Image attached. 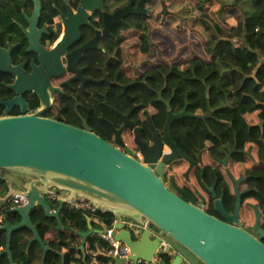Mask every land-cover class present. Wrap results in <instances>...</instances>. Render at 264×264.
I'll return each mask as SVG.
<instances>
[{
  "label": "water",
  "instance_id": "obj_1",
  "mask_svg": "<svg viewBox=\"0 0 264 264\" xmlns=\"http://www.w3.org/2000/svg\"><path fill=\"white\" fill-rule=\"evenodd\" d=\"M104 0H79L75 13L67 7L66 15L60 11L63 35L56 48L62 50L76 36L78 28L83 26L89 13L101 11ZM149 0H138L133 12L130 5L116 10L113 14L102 13L104 31L110 23L121 24V17L133 14H144V3ZM64 3L65 0H62ZM32 8L29 14L21 12L24 26L18 22V27L27 42L25 54H35L39 66L34 67L27 74L22 71V64L12 65L10 51L13 46L7 45L0 49V72L13 77L9 85L16 97L8 102H1L4 111L0 116V170L12 171L17 176L16 182H10L3 196L0 197V211L6 207L9 198L14 194L21 196L25 203L20 207L9 208L19 216L17 224L7 221L0 226V232H5V246L0 251V257L6 255L9 264H13L10 255V240L13 232L27 228L32 237L30 244L36 242L42 249L41 261L50 247L43 243L37 233V225L30 220L29 213L39 208L46 218L56 222L54 230H66L75 234L79 239L78 250L85 261V241L102 231L91 226V219L85 217L86 231L80 232L65 227L60 221V212L66 201L76 199L85 200L95 206L101 213L109 212L114 218H128L137 223H147L139 239L132 238L131 233L118 222L113 226L112 237L123 242L129 248L128 259L135 262L143 260L151 262L159 243H165L164 255L168 261L160 264H264V244L241 228L237 218L240 198L243 192L238 191L234 182L235 208L233 215L224 222L206 213L195 200L171 181L173 191L169 190L162 176L166 165L173 159L182 158L189 163L187 173L196 163L186 153L176 146L172 140L171 127L174 122L182 118L203 119L186 112V106L179 114H172L169 101L165 102L167 117L162 128V143L168 148L167 154L160 153V145L154 148L156 152L152 162H158L157 167H149L146 163L134 159L128 152L114 147L87 126L85 121L80 128L70 126L53 119L40 117V113L50 104L53 92L57 88L51 87L50 76L57 73H46L40 76L43 67L52 62L53 51H45L38 39L45 32L43 25L38 29V18L41 11V1L31 0ZM162 12H166L164 0H160ZM108 33V32H107ZM127 86L122 93L128 105V116L132 106V98L126 93ZM25 92L36 94L42 109L35 114H26L21 95ZM157 97L162 100L160 93ZM19 106L18 115H10L9 110ZM116 136L118 131H114ZM134 143L138 145L139 130L134 129ZM157 140V138H156ZM158 141V140H157ZM160 143V142H159ZM117 144H119L117 142ZM120 145V144H119ZM140 146V145H138ZM222 162L226 166L229 157ZM17 185V189L12 188ZM204 188L215 197L214 187ZM62 193L64 198L57 199V208L52 209L47 198ZM181 194L185 199L179 197ZM222 198L214 200L216 212H222ZM202 203L204 199L202 198ZM255 210V228L260 212ZM171 252V254L169 253ZM116 264L122 261L115 259Z\"/></svg>",
  "mask_w": 264,
  "mask_h": 264
},
{
  "label": "trees",
  "instance_id": "obj_2",
  "mask_svg": "<svg viewBox=\"0 0 264 264\" xmlns=\"http://www.w3.org/2000/svg\"><path fill=\"white\" fill-rule=\"evenodd\" d=\"M40 1L48 16L55 14L52 5L57 0ZM164 3L165 13L160 1L152 0L143 23L124 34L132 41L128 57L140 73L144 72L141 82L128 93L146 107L156 128H161L165 120V107L155 102L156 91H161L163 100H171L172 111L181 112L186 106L188 114L203 117L182 118L173 123V141L189 157L199 153L200 163L185 178L189 164L178 158L168 176L190 192L197 189L203 193L204 186L215 183L216 194L222 192L224 203L232 206L234 191L226 170L234 177L239 173L251 174L249 181L253 186L264 185V0H164ZM27 5L31 7V0H0L3 10L0 21L6 32L16 30L13 21L17 19V11ZM228 18L235 25L229 24ZM184 54L186 59L181 56ZM174 57L176 61L169 62ZM113 77L118 82L124 81L121 72ZM4 78L8 80L10 76ZM110 96L118 102L111 105L123 112L126 107L119 88L112 90ZM102 111V116L108 113L104 107ZM64 124L80 127V123L69 120ZM104 124L99 120L101 129ZM140 126L147 133L146 117L143 116ZM232 151L224 166L222 162ZM8 209H2L4 220L17 224L19 216ZM245 210L247 207L241 200V211ZM86 215L94 229H99L98 221L109 225L114 218L109 212L96 210L90 215L64 206L60 221L65 227L85 232ZM29 217L37 225L40 240L50 247L44 264H88L87 252L104 245L96 235L90 236L84 244L83 262L75 234L66 230L57 233L55 220L46 218L39 208L33 209ZM3 235L0 232V251L5 246ZM31 237L27 228L12 233L13 264L40 263L42 249L38 243L33 242L26 250ZM0 264H9L6 255L0 257Z\"/></svg>",
  "mask_w": 264,
  "mask_h": 264
},
{
  "label": "flooded vegetation",
  "instance_id": "obj_3",
  "mask_svg": "<svg viewBox=\"0 0 264 264\" xmlns=\"http://www.w3.org/2000/svg\"><path fill=\"white\" fill-rule=\"evenodd\" d=\"M57 2L56 5H52L55 13L52 16H48L49 13L42 10L41 6L37 27L40 29L43 25L45 26V32L40 34L38 42L43 50L53 51L52 56L54 58L52 62L47 65V69L45 66L43 67L40 76L47 72L50 74L57 73L56 75L50 76L49 83L51 87L57 88L60 92H53L49 106L44 109L39 116L53 119L61 123L68 120L77 122L80 123V127L82 122L85 121L91 131L106 143L117 147L123 152H128L134 159L140 162L144 161L149 167H157L158 162H152V158L156 152L154 148L160 145V153H168V148L162 143V128L164 123L161 128L153 126L146 107L141 103L135 102L133 95L128 93L131 87L137 86V84L141 82V76L144 72L140 73L139 68L128 57V51L132 46V41L127 39L124 35L127 31L131 30L133 26L143 23V18L148 11L147 7L152 0L144 3L143 8H141L146 10L144 14L125 15L121 17L123 23H110L105 31L102 16L103 12L113 14L116 10L128 5H130V11L128 12H133L137 6L138 0H104L102 10L89 13L86 19L87 23L78 28V36L74 37L62 50L56 48L63 35L62 22L58 11L66 15L67 7H69L72 13H75L79 0H65L64 3L62 0H57ZM23 11L25 14L30 12V10L17 11L19 13L16 14L17 19L14 21L24 26L23 15L21 13ZM2 16L3 10L0 7V18ZM43 19H45L44 22L42 21ZM5 30L6 28L3 22L0 21V49H5L7 45L13 46L10 51L12 65L22 64V71L29 74L32 71V62L35 68L40 64L37 55L25 54L24 51L27 47V42L17 26L14 31L6 32ZM118 72L124 74L123 82L114 80L113 76ZM4 76L10 75H5L0 72V103L11 101L16 97L15 93L9 89L13 77L10 76V78L6 80ZM125 86H127V95L132 98L133 106L128 116H126L128 113V105L122 93L123 87ZM117 87L119 88L122 101L126 107L123 112L118 111L111 105L118 104V102L112 100L110 96L111 91ZM157 92H159L161 96V91H156V97ZM20 97L26 114H35L42 109L40 99L36 94L25 92ZM167 101H169L170 105L171 100ZM167 101L163 99L160 100L158 97L155 99V102H159L165 107V120L167 117V108L164 103ZM102 107L106 108L108 111V113H104L103 116ZM3 111L4 106L0 104V116ZM19 111L20 107L14 106L9 110V114L18 115ZM171 112L174 115L180 113L172 110ZM143 116L146 117L147 124L149 125L147 133L143 132L142 130L144 129L140 126ZM99 120L105 123L103 129L98 125ZM136 128L139 130L140 136H138V145L140 146L134 143V129ZM114 131H118L117 136ZM117 142L120 145L117 144ZM190 158L196 162L194 165H196L197 162L200 163L199 153L190 156ZM177 159L171 160L166 165L165 172L162 176L165 186L171 191H173L171 181L174 179L168 176V172L172 163ZM188 173L187 171L185 172V178L188 177ZM226 173L232 182L233 191L234 182H236L238 191L243 192L237 214L241 228L264 244V185L261 186L260 184V188L253 186V182L251 183L249 181L251 174L239 173L234 177L228 173L227 170ZM215 185L214 183L212 186L208 187H214L215 197L206 189L202 193L197 189H192L190 192L178 187L190 195L195 200L196 205L200 206L206 213L214 216L218 220L226 222L234 212L235 191L233 205L231 206L224 203L222 198V212H216L213 203L214 200L220 198L222 192L220 195H217ZM179 197L185 199L181 194H179ZM202 198L204 199V203H202ZM241 200H243L247 207L245 211H241ZM254 207L260 212L256 228ZM169 253L171 254V252ZM163 257L165 258L166 256L163 255ZM166 261H168V259Z\"/></svg>",
  "mask_w": 264,
  "mask_h": 264
},
{
  "label": "built area",
  "instance_id": "obj_4",
  "mask_svg": "<svg viewBox=\"0 0 264 264\" xmlns=\"http://www.w3.org/2000/svg\"><path fill=\"white\" fill-rule=\"evenodd\" d=\"M59 198L64 197L52 194L48 197V200L57 201V199ZM24 203L25 200L21 196L14 194L11 198H9L6 207H4L3 209L20 207ZM64 206L67 208V210H80L90 215H93L96 210H98L90 202L80 199L66 201ZM4 222V215L0 213V226L3 225ZM118 222L123 226V228L131 233L132 238L135 240L139 239L142 231L147 225V223L140 224L131 219L121 217L113 218L112 222L109 225H105L104 223L98 221V230L102 232L96 234V236L104 243V245L99 247L96 246L94 251L91 250L87 252L88 264H116L114 261L115 259L121 260V264H147L143 260H136L135 262L129 260V248L123 242L114 240L111 234L112 229H108V227L113 226ZM164 248L165 243L161 241L151 257L152 263L160 264L162 262Z\"/></svg>",
  "mask_w": 264,
  "mask_h": 264
},
{
  "label": "crops",
  "instance_id": "obj_5",
  "mask_svg": "<svg viewBox=\"0 0 264 264\" xmlns=\"http://www.w3.org/2000/svg\"><path fill=\"white\" fill-rule=\"evenodd\" d=\"M31 8H32V5H31V7L29 5H27L25 7H22L18 11H20V10H27V9H30L31 10ZM229 24H231V23L229 22ZM231 25H235V22L232 23ZM18 175L19 174H16V173H14L12 171L0 170V180H3V182L0 183V197L5 194V192L7 190V186H8V184L10 182L14 181V179H15V182H16V179H17V176ZM16 187H17V185H12V188L17 189ZM57 195L63 197V194L61 192L58 193ZM47 201L51 205L52 209H53V206L57 204V201H51V200H48V198H47ZM0 213H2V210L0 211ZM3 234H4L3 236L6 237L5 232H3ZM79 243H80V239H79Z\"/></svg>",
  "mask_w": 264,
  "mask_h": 264
},
{
  "label": "rangeland",
  "instance_id": "obj_6",
  "mask_svg": "<svg viewBox=\"0 0 264 264\" xmlns=\"http://www.w3.org/2000/svg\"><path fill=\"white\" fill-rule=\"evenodd\" d=\"M227 20H228V23L230 22L231 24L235 22L232 18H228ZM188 47L190 48V45ZM178 51H179V48L177 49V53H178ZM181 56L184 57V59L187 58L186 54H184V56L183 55H181ZM262 57L264 58V54L262 55ZM175 59H176V57H174L173 60H171L169 62L176 61ZM205 145H208V144L206 143Z\"/></svg>",
  "mask_w": 264,
  "mask_h": 264
}]
</instances>
